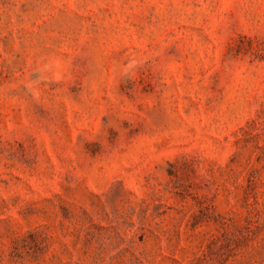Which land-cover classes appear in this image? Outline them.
<instances>
[{"label":"rangeland","instance_id":"374dc122","mask_svg":"<svg viewBox=\"0 0 264 264\" xmlns=\"http://www.w3.org/2000/svg\"><path fill=\"white\" fill-rule=\"evenodd\" d=\"M0 264H264V0H0Z\"/></svg>","mask_w":264,"mask_h":264},{"label":"clouds","instance_id":"9594fccd","mask_svg":"<svg viewBox=\"0 0 264 264\" xmlns=\"http://www.w3.org/2000/svg\"><path fill=\"white\" fill-rule=\"evenodd\" d=\"M138 67L135 60L129 59L123 65V73L126 78L130 79V74ZM58 65L53 60H47L41 63L39 69L33 73V75L25 81L21 86L22 91L33 98H37L39 94V85L44 82L56 83L55 80H45L46 74L57 70Z\"/></svg>","mask_w":264,"mask_h":264}]
</instances>
